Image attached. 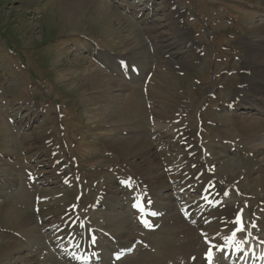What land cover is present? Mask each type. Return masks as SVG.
Listing matches in <instances>:
<instances>
[{
	"label": "rangeland",
	"instance_id": "1",
	"mask_svg": "<svg viewBox=\"0 0 264 264\" xmlns=\"http://www.w3.org/2000/svg\"><path fill=\"white\" fill-rule=\"evenodd\" d=\"M79 1L0 0V95L4 97L3 102H5V105H0V150L2 154L8 156L7 160L13 163L8 169L5 165L11 162H7L6 159L2 161L0 157V264H22V262L24 264V261L19 260L25 257V254L27 258L35 255L38 260L33 259L35 264L61 261L58 255L48 248L46 239L48 231L42 228L43 225L49 221L51 225L60 226L65 215L63 213L73 208L82 217L86 227L103 229L107 214H113V211L101 205L98 199L104 194L105 186L111 191H116L118 197L124 198L120 193L124 186L118 183L120 185L118 188L116 185V180L118 181L119 178L134 175L137 183L126 179L131 183L134 193L139 191L136 184L143 187L151 183L152 178L157 181L166 178V183L169 185L171 182L175 183L177 177L163 169L165 166L170 168L171 163L156 164L157 161L154 162L151 157L149 163L154 162L162 171L156 175L154 169H150L147 174L138 177L134 170L143 165V158H139L136 154L132 155V149L127 146L128 140L153 141L154 133L160 129L156 124H160L167 116L168 119L174 115L179 116L181 122L190 131V144L196 146L198 144L206 149L205 154H199V158L205 161L210 169L215 168L211 170L220 176L216 177L217 181L223 185L221 181L224 179L229 188V196L232 195V198L228 197L224 203L235 205L233 209L238 214L240 210L246 208L249 220H255L254 217L257 218L262 208L260 201L264 197V191L258 177L256 180L249 177L250 174L256 173L253 170L255 162L251 159L254 145L243 140L236 124L240 109L232 110L231 107L234 105L228 103L234 90L241 84L242 63L245 61L248 47L251 42L261 37L259 33L255 37L247 33L248 27L262 21L256 16L260 13L258 7L249 4L246 0H152L154 9L157 10L155 15L153 4L149 2L147 5L151 9L146 8L150 19L154 15L155 19L165 17L162 23L167 21L166 12L162 9L158 11V8L167 5L166 1L171 4L170 7L168 5L166 7L167 13H171L169 8L173 7V3L176 5L175 9L182 10V14L180 12L178 14L183 25L185 24L190 30L187 38L193 43H189V47L187 45L186 47L193 51L194 54L190 58L194 60L189 65H186L189 61L187 59L178 62V65L180 63L183 67L179 76V68L175 65L177 55L174 50L180 54L181 48L172 49L170 52L174 51V53L169 54L167 58L166 55L163 58L159 57L163 63L175 67V72H171L168 65L165 66V71L162 69L159 71L164 72L165 75L157 82L162 81V89L167 96H162L156 89L149 87L146 92H142L141 82L137 81L142 77L141 72L137 67L139 75L135 76L132 69L133 83L126 81L127 86L136 90L134 96L137 97L141 107L143 106L136 111L126 107L125 96L128 97L130 89L127 88L129 91L119 89L115 84L108 87L109 89L100 88L102 84L109 82L112 75L104 68L99 70L96 59L90 55L91 41L93 45L97 43L100 48L95 46L97 55L106 51L111 56L124 55L127 59L134 55L137 59L140 56L142 62L146 63L142 58L145 54L148 55L144 49L145 40L133 23V16L128 11H122L123 6L119 5L121 0H109L113 6L104 0ZM131 1L135 3L138 0ZM73 2L77 3V12H79L76 17L68 16L65 7ZM137 7L143 9V4L140 2ZM118 19L121 23L119 27ZM73 20L78 25L74 30L68 27ZM151 21L155 24V20L151 19ZM172 25L175 27L174 23ZM87 40L89 44L83 48L88 52L81 53L83 49L81 44ZM174 40L173 38L171 42L174 43ZM185 40L187 39H182ZM102 47L106 50L101 49ZM196 48L203 54L198 55L194 51ZM182 51H186V48L184 47ZM172 59L175 63L169 64ZM103 60L106 64L105 59ZM138 61L135 64L142 63ZM156 74L157 72L154 76ZM89 77L94 78L92 86L86 85ZM117 78L120 79V76ZM168 91L173 92L171 97ZM145 97L150 101L156 98L155 103L160 102L150 108L152 113L146 112L148 108L145 107L143 100ZM165 97L172 98L174 102L164 103ZM24 103H30L31 106ZM178 104H183V108L179 110L183 117L177 114L175 105L178 107L180 106ZM29 110L32 114L28 116L26 114ZM150 114L153 115V121ZM9 118L13 119V122L9 121ZM19 119H23V123L27 121L28 125L22 123L23 126H27L20 128ZM123 130L128 134H122ZM170 133L171 131L168 132ZM162 135L158 137L159 143L165 145L166 149L168 146L172 157L177 160L182 159L183 150L179 143L168 141L171 139ZM122 141H125V144H122ZM261 143L264 145V140ZM257 157L261 159V156L257 155ZM62 164L64 165L62 173L66 174L64 183L58 182L62 173L57 174L62 170ZM52 165L61 167L56 170ZM25 167L30 171L29 173L36 176L34 178L38 181L31 189V195L34 194L35 200L28 197V204L23 203L21 188L17 191L19 184L25 180ZM254 168L258 169L259 165ZM38 171L43 173L37 175ZM40 181L46 183L41 185ZM176 186L179 185L171 186L173 187L171 193L175 190L182 194L184 187L177 190ZM172 196L175 195L172 193ZM192 197L193 195H190L187 201L194 200ZM37 198L40 203L44 200L42 207L48 208L50 205L52 208L45 214L41 212L42 210L39 211ZM120 203H122L121 217L125 222V229H135L131 216H128L133 214L135 209H131L126 200ZM177 211L179 209L176 206H170L166 210L167 215L165 214L166 224L159 221L160 226L169 227L172 224L174 227L177 226V222L167 219L173 215L178 217L188 230L189 224L180 218ZM26 218H29L34 226L31 234L33 242H37L34 247L36 248L38 244L39 246L37 250L33 249L29 246L32 244L29 241L22 244L28 246L25 247L27 250L8 254L5 246L13 240L16 241L14 233L19 232V227ZM148 233L152 237L156 236V229ZM171 234L172 231H166L159 237L167 238ZM259 235H264V226L259 231ZM106 243L105 240L100 242L101 259L108 258V253L104 254L107 250ZM145 246L141 250L136 247L132 255L137 259L139 256L143 260L142 264H160L155 255H152L150 260L146 259V252L154 253L156 250L154 246L149 245V242ZM31 249L33 251L27 253ZM186 256L188 258L177 261L178 264H204L199 255ZM178 258L180 259V256ZM132 260L134 264L137 263ZM92 261L97 262V260ZM109 261L111 258L106 262L109 264ZM115 263L119 264V262L110 264ZM214 264H225V262L217 258Z\"/></svg>",
	"mask_w": 264,
	"mask_h": 264
},
{
	"label": "bare ground",
	"instance_id": "2",
	"mask_svg": "<svg viewBox=\"0 0 264 264\" xmlns=\"http://www.w3.org/2000/svg\"><path fill=\"white\" fill-rule=\"evenodd\" d=\"M246 1H248L249 4L258 7L260 10L258 15L264 19V0ZM148 3L149 1L146 2V5ZM166 4L171 5L168 1H166ZM123 5L128 6L129 2L124 0ZM65 7L68 16L71 15V17H76V15L79 13L77 12L78 7L76 2H73L68 6L66 5ZM147 8L151 9L149 6H147ZM181 11L182 10L176 8L172 14ZM140 18L142 24L145 27L149 29L155 28L156 25L153 21H151L149 14H141ZM174 24L175 30L173 31V38L187 39V36L190 32L188 27H184L179 20L175 21ZM68 27L74 30L78 27V25L75 20H73L72 23L68 25ZM247 33L252 37H255L257 33H259L261 34V37L257 38L255 42H251L250 46L248 47L245 55L246 58L244 57L245 61L242 63L243 72L241 75V84L234 90L229 105H235V109H240V114H238L239 119L236 121V124L238 125V129L242 134L243 140L248 144L252 143V145H254L251 150V159L255 162L253 165V170L256 173L250 174L249 177L254 180H256L258 177L260 184L263 185L264 191V145L261 143L264 140V21L262 20L259 24L248 27ZM162 36L163 35L160 34V37L164 42H166L167 49L162 51L160 58H163L165 55V58H167L169 54H173L175 51V55H179L180 59L184 61V56H186L185 51L179 49L180 54H178V51L174 50V43ZM171 44L172 47L170 48ZM151 47L153 49L157 48L156 41L154 45H151ZM172 49L174 51L170 52ZM100 56L107 62V67L109 66L108 69L105 68L106 71H109L110 75H112V77L109 79V82H105L100 88L107 89L108 87H111L112 84H115L119 89H130L131 92L127 90L130 93L128 97L127 95L125 96V100L127 101L126 107L128 109L132 108L138 111L143 107H141L140 103H138L137 97L134 96L136 90L133 87H129V85L127 86L128 83L126 82L129 81V83H133V70L135 72V76L139 75L137 74V67L141 72L140 75L144 77H138L140 79H137V81L141 82V87L144 84L146 87L156 89L158 93H161L162 96H167L164 95L162 81L157 82V80H159L161 76H164L165 73L159 72L155 76L154 74H149L150 76H147L148 71L146 72L144 70L147 68V63H143L140 56L139 59H137L134 57V55H132L127 59V56H111V54L106 52H101ZM138 60L142 63L135 64ZM187 60L189 61L186 65H189L192 63L194 58H187ZM141 64L143 67H141ZM168 66L171 72H175V67L171 65ZM128 75L129 80L127 79ZM116 76H120V79ZM93 82L94 78L89 77L86 80V85L91 84L92 86ZM163 101L164 103L174 102L172 98L166 97L163 99ZM175 108L178 111L177 114L181 116L179 110L182 109L183 106L180 105L177 107V105H175ZM251 110H253V112H251ZM181 121L182 120H180V117L177 115H174L171 119H168L167 116L165 119H162L160 124H156L158 127L160 126V129L154 133L155 139L153 141L135 139L134 142H131L128 140L127 146L132 149V155L135 156L136 154V156H139V158H143V165L134 170L138 177L143 176L145 173L147 174L150 169H154V172L156 175H158L162 169H159L156 164H166L169 162L171 163V167L168 168L165 166L163 169L167 170L170 174H172V176L177 177L175 184L179 186H176V189L178 190L185 186V193H195L192 197L194 200L187 201V199L190 197L189 195L188 197H185V193L181 194L175 190V194L172 192L175 196H172V188L166 183V178L161 181H157L150 177L152 178L151 183L146 184L143 187H139L138 184H136V188L139 190L136 193L132 191L131 183L127 182L126 180H121V182L116 180V185L118 188L120 185L124 186L120 191L124 198L122 196V198H120V196L118 197L116 191H111L108 186H105L103 189L104 194L100 195V199H98L101 205H105L107 209L113 211V214H107L106 223L103 229L97 227H92L93 229H90L89 227H86L82 217L77 212H75L73 208H70L71 210L68 209L67 212L63 213L65 215H63L64 219L62 220V224L59 221L61 224L60 226L51 225L49 221H46L47 224H44L42 228L48 231L46 236V239L48 240V248L53 250V252L58 255V258L61 259V261H51L50 264H108L106 261L109 260L111 255H115V252L116 254L119 252L120 254H123L126 251L135 249L136 247H138V250H141V248H143L142 243L144 242L147 244L149 242V245L151 247L154 246L156 250L154 253L146 252V259L148 258L150 260L151 256L155 255L159 259L160 264H178L177 261L183 260L187 257L186 255L194 256L196 254V256H201L202 253L203 256L206 257L208 252H211V255L213 256L215 252V245L217 246L220 241V254H215L211 264L215 263L214 261L217 257H221L222 259L226 260L224 257H229V252L233 255L242 256L247 245H249L251 241L257 243L259 248L264 247V235H259V231H261L262 227L264 226V197L260 201V205L262 207L261 211H259L257 218L254 217V224L251 223L252 220L249 221L246 208L240 210V214H237V212L235 213L232 205L224 203L228 198L224 199L223 203H221L219 198L221 195L223 197V194L227 191L226 182L223 179L221 181L223 185H221L216 178L220 176L213 173L210 168L205 167V165L202 163L201 158H199V154H205L206 149L203 150L200 146H198V144L197 146L190 144V131ZM161 129H164L166 132H164V130L161 131ZM169 131H171L170 134H168ZM162 134L171 139L168 141H177V143H179L183 150L181 155L182 159L177 160L172 157L169 153L168 146L166 149L165 145H161L159 143L158 137H162ZM152 135L153 134L151 133V136ZM122 144H125V141H122ZM198 147L201 149L199 150ZM256 154L261 156L260 160H262V162L258 159ZM149 157H151L154 162L157 161V163L155 164L153 162L150 164ZM6 164L7 168L9 169L13 163ZM256 165H259L258 169L254 168ZM60 167V165L53 166V168L56 170H58ZM206 168L210 172H207L208 170ZM62 176L63 173L61 174V178ZM133 176H129L128 178L126 176V179L136 182V178L134 179L135 176ZM31 182V180H27L19 184L17 191H19L21 188L20 195L24 201L23 203H29L28 197L33 200L34 194L31 195V190L29 189ZM118 183H120V185ZM197 193H199V198L195 200ZM229 197L232 198V195ZM124 200H126L131 209H135L133 214L128 215L129 217L131 216V219L134 223L133 227H135V229L132 226L131 228L133 229H125V222H123V218L121 217L122 203H120L124 202ZM210 204H213V206H209ZM43 205L44 200H42L41 203H38V206L40 207L39 211L42 210L41 212H44V214L52 208L50 205L48 208L42 207ZM172 205L181 210L184 219L179 215V213L178 215L184 222L189 224L188 230L185 229L186 227L183 226L182 221L173 215H170L171 218L168 217L167 219H169L168 221L174 223L177 222V226L174 227L173 224L169 227H167V225H159V221H161L162 224L166 222V215L168 213L166 210ZM137 211L139 215L136 214ZM142 211H145L144 216H141ZM134 215L136 218H134ZM236 216L241 217V223L238 224L234 221ZM208 218L210 219V222L207 225H204ZM136 222H140L142 224L145 223L148 224V226L153 225L155 227L153 228L154 230L156 229V226H158L156 229V236L154 235L155 238L148 233L147 228V231L140 228L145 226L140 225L137 227V225H135ZM31 223L32 222L29 218H26L22 222L21 226L19 227L20 230L18 234L15 235L17 242L13 240L12 242H9L7 246H5V251L9 252L8 254H12L14 252L18 253L20 251L22 253L26 249L25 247H28L22 244H26L29 241L33 244H30L29 246L37 250L39 244L36 248L34 247V244L37 242H33L31 238L32 228H34ZM243 223L246 224L247 227L237 228L239 226L242 227ZM259 227H261V229H259ZM166 231H172V234L167 238H160L159 236ZM138 238L142 240L141 245L134 243V240ZM240 239H244V248L242 246L240 247L234 245V243ZM102 240H105V243L108 242L106 243L107 250L104 251V254L105 252L108 253V258L106 259H101L100 242ZM191 243L193 245H191ZM33 249L29 250L27 253H30L33 251ZM259 253L260 251H255L256 255ZM178 256H180V259ZM90 258L91 260L89 261ZM33 259L36 260L35 255L34 257L27 258V254H25V257H22L19 261H24V264H35ZM99 259L102 261L99 262ZM132 259H134L137 263L142 264L143 260H141L139 256L137 259L134 257V255H132V253L130 255L128 254L124 256L122 259H117V255H115V258L111 257V261L109 262H119V264H134ZM92 260H97V262H93ZM188 262L190 263V261Z\"/></svg>",
	"mask_w": 264,
	"mask_h": 264
},
{
	"label": "snow or ice",
	"instance_id": "3",
	"mask_svg": "<svg viewBox=\"0 0 264 264\" xmlns=\"http://www.w3.org/2000/svg\"><path fill=\"white\" fill-rule=\"evenodd\" d=\"M236 223H238V224H239V223H241V221H240V218H239V217L237 218V221H236ZM234 235H235V234H234Z\"/></svg>",
	"mask_w": 264,
	"mask_h": 264
},
{
	"label": "crops",
	"instance_id": "4",
	"mask_svg": "<svg viewBox=\"0 0 264 264\" xmlns=\"http://www.w3.org/2000/svg\"><path fill=\"white\" fill-rule=\"evenodd\" d=\"M129 22H131V21H129ZM134 23V22H133ZM136 31V30H135Z\"/></svg>",
	"mask_w": 264,
	"mask_h": 264
}]
</instances>
